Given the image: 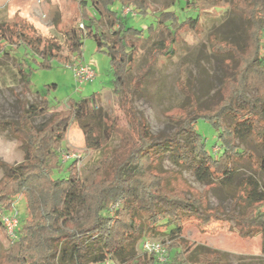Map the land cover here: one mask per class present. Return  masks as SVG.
<instances>
[{
  "label": "trees",
  "instance_id": "obj_1",
  "mask_svg": "<svg viewBox=\"0 0 264 264\" xmlns=\"http://www.w3.org/2000/svg\"><path fill=\"white\" fill-rule=\"evenodd\" d=\"M76 1L82 28L70 26L64 32L66 56L61 55L62 45L56 40L29 36L18 25L15 31L0 26V44L23 48L34 60L40 59L38 68H49L54 59L69 64L79 59L84 39L91 38L109 59L112 91L127 104L122 111L128 125L116 122L101 107L94 108L97 94L69 99L65 109L39 126H34L32 119L48 112L46 97L42 95L38 104L24 105L17 122L8 123L10 133L19 141L22 160L17 164L0 162V229L6 233L1 218L14 210L19 197L25 208L17 237L1 253L0 264H228L226 253L181 236L187 220L195 218L205 228L223 225L224 217L218 207H208L206 193L194 190L179 171L166 169L163 161L168 155L173 164L189 169L206 186L217 182L230 186L236 175L234 164L254 156L236 142L252 138L261 148L257 170L264 176V0L234 2L247 24L241 47L218 38L211 41L213 53L233 59L219 101L208 108L198 107L196 98L181 85L189 103L174 116L173 133L161 139H155L124 93L144 30L129 26L128 14L123 15L122 10L129 8L145 18L149 3ZM198 1L184 0L179 11H197ZM116 3L118 10L113 9ZM197 17L181 19L175 10L160 11L155 25L150 23L145 30L158 29L167 38L151 45V56L170 53L179 33L194 26ZM103 24L108 25V31ZM21 60L17 69L22 88L28 90L30 69ZM137 85L135 80L133 87ZM199 120L212 125L218 151L207 149L196 130ZM72 123L80 129L86 150L97 154L91 182L80 179L76 158L61 162L63 142ZM226 218L243 229L242 235L259 236L264 249V184L251 176L241 178ZM148 234L168 237L165 244L157 242L165 252L163 262L155 253L143 251L147 240L141 243L143 253H136L137 243Z\"/></svg>",
  "mask_w": 264,
  "mask_h": 264
},
{
  "label": "rangeland",
  "instance_id": "obj_2",
  "mask_svg": "<svg viewBox=\"0 0 264 264\" xmlns=\"http://www.w3.org/2000/svg\"><path fill=\"white\" fill-rule=\"evenodd\" d=\"M183 1L147 0L150 6L147 17L142 18L135 12H129L126 16V23L143 29L144 36L139 39L134 69L128 77V88L124 93L131 99L137 116L146 121L155 139L173 133L176 128L174 116L189 103V97L181 90V85L196 98L198 107L208 108L219 101L220 89L233 65V59L230 55L213 53L211 41L218 38L241 47L245 39L247 24L234 8L235 0H200L197 11L190 9L186 13L179 11ZM113 9L118 10L119 4L116 3ZM162 10H175L181 19L198 14L197 22L179 33L170 53L151 56V45L165 40L167 36L158 29L148 33L145 28L150 23L155 25V18ZM90 14L93 15L91 10ZM17 25L22 26L29 36L56 40L62 45V56L68 53L64 45V32L70 26L82 28L76 0H0V26L15 31ZM103 28L104 31L109 30L107 24H103ZM21 59L25 61L23 66L30 69L28 90L22 88L17 69ZM39 61L25 54L23 48L14 49L0 44V162H21L19 141L10 133L8 123L15 124L24 105L38 104L42 95L48 101L49 110L45 115L32 119L34 126L45 123L53 113L65 109L69 99L77 101L94 94L98 95L93 101L94 108L101 107L116 122L128 125L122 111L127 104L122 103L121 95L112 91L113 75L109 59L104 52L97 50L91 38L84 39L81 57L70 64L54 59L50 61L49 68H38ZM78 63L88 65L94 71L95 76L91 81L81 85L75 82L68 66ZM135 80L138 85L133 87ZM52 85L54 88L49 87ZM196 130L203 137L207 149L213 153L218 145L212 125L199 120ZM236 143L240 149L251 150L254 156L234 164L236 175L230 186L219 182L206 186L198 182L189 169L173 164L168 155L163 166L179 171L194 190L206 193L208 207H218L220 215L224 217L223 225L205 228L195 218L187 220L181 233L184 239L226 253L228 264H264L260 237L242 235L244 231L237 223L225 219L231 208L234 189L241 178L251 176L261 185L264 184V176L257 170L261 155L259 144L252 138ZM113 144L116 146L118 142L114 141ZM75 158L78 160L80 179L91 182L97 167V154L86 150L80 129L76 123H72L63 142L61 162L66 164ZM2 173L3 168L0 167V177ZM14 208L22 218L25 204L21 197L15 201ZM144 240L165 244L168 237L148 234L136 245L139 255L143 253L141 243ZM10 243L7 234L0 229V256Z\"/></svg>",
  "mask_w": 264,
  "mask_h": 264
},
{
  "label": "built area",
  "instance_id": "obj_3",
  "mask_svg": "<svg viewBox=\"0 0 264 264\" xmlns=\"http://www.w3.org/2000/svg\"><path fill=\"white\" fill-rule=\"evenodd\" d=\"M124 9L122 10L123 15H126L130 12L129 9H125V10ZM80 27H82V25ZM68 67L71 69L73 73L75 82L79 85L91 81L95 76L94 71L88 65H83L81 63H78L76 65L75 64L69 65ZM216 151H218L217 146L214 149V152ZM18 221H19V213L15 208L12 212H10L5 216H2L1 218V222L5 228L6 234L10 242L14 241L17 237L16 230L18 227ZM142 249L143 251H146L148 253L151 252L155 253L158 256V260L160 262H163L165 260L164 249L157 242H152L147 240L142 244Z\"/></svg>",
  "mask_w": 264,
  "mask_h": 264
}]
</instances>
